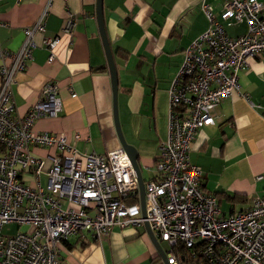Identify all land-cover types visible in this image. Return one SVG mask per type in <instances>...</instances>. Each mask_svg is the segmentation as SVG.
Wrapping results in <instances>:
<instances>
[{"label": "built area", "instance_id": "built-area-1", "mask_svg": "<svg viewBox=\"0 0 264 264\" xmlns=\"http://www.w3.org/2000/svg\"><path fill=\"white\" fill-rule=\"evenodd\" d=\"M200 7L208 25L183 49L170 81L167 136L155 162L157 175L144 182V215L123 148L83 152L64 134L33 128L37 119L61 112L56 82L43 86L26 114L14 115L11 85L32 56V36L43 30L45 11L24 29L16 52L0 48V264H60L61 244L71 236H105L114 226L137 228L145 222L159 243L168 245V264H179L173 247L181 243L197 264H264V195L248 208L224 214L216 195L202 187L200 166L188 159L198 130L214 122L212 111L239 88V72L264 53L263 4L224 0L218 15L204 0ZM74 19L66 13L63 34L72 33ZM242 21L243 34L227 33L226 25ZM58 41V36L44 38L43 45L52 49ZM35 148L47 153L36 155ZM9 223L32 230L3 234Z\"/></svg>", "mask_w": 264, "mask_h": 264}, {"label": "crops", "instance_id": "crops-1", "mask_svg": "<svg viewBox=\"0 0 264 264\" xmlns=\"http://www.w3.org/2000/svg\"><path fill=\"white\" fill-rule=\"evenodd\" d=\"M204 1L217 15L224 2ZM258 1L264 14V0ZM201 2L102 0L103 24L117 75L119 125L126 143L136 148L144 182L157 175L155 162L167 136V90L183 49L208 25ZM95 4L96 0H0V48L16 52L24 29L32 27L45 11L43 30L32 36V56L11 85L14 115L26 114L43 86L56 82L61 112L37 119L33 128L64 134L79 151L105 153L120 143ZM67 12L75 17L71 34L61 32ZM225 28L236 36L245 32L246 25L242 21ZM56 36L55 47L43 45L44 38ZM238 87L212 111L214 122L198 130L188 155L202 170V187L217 194L224 214L248 208L253 198L264 195V53L248 60L238 74ZM33 152L44 156L47 150L35 148ZM2 232L13 234L12 229ZM163 243L166 252L168 245ZM59 254L60 264H165L144 225L114 226L105 236H71L61 244Z\"/></svg>", "mask_w": 264, "mask_h": 264}, {"label": "water", "instance_id": "water-1", "mask_svg": "<svg viewBox=\"0 0 264 264\" xmlns=\"http://www.w3.org/2000/svg\"><path fill=\"white\" fill-rule=\"evenodd\" d=\"M95 12H96V20H97V24H98V28H99V34L102 40V44H103V48H104V52H105V56H106V60H107V66L109 69V74H110V78H111V88H112V96H113V120H114V127H115V131L117 133V137L120 143V147L124 149V151L126 152L131 166L133 168L134 174L136 176V179L138 181V185H139V203H140V207H141V212L142 215H144V181L140 175V171H139V166L136 160L137 157V152H136V148L128 143H126L122 132H121V128L119 125V120H118V116H117V75H116V68L114 65V61H113V57H112V53H111V49L107 40V36L105 33V29H104V24H103V16H102V0H96V4H95ZM144 226L146 228V231L152 241V243L154 244L155 248L157 249L161 259L163 260V262L165 264H168L166 261V257H165V252L163 251V249L161 248V245L159 243V241L156 239V237L154 236L153 232L150 230L148 223L145 222Z\"/></svg>", "mask_w": 264, "mask_h": 264}, {"label": "trees", "instance_id": "trees-1", "mask_svg": "<svg viewBox=\"0 0 264 264\" xmlns=\"http://www.w3.org/2000/svg\"><path fill=\"white\" fill-rule=\"evenodd\" d=\"M215 195L217 196V194ZM128 200L134 201L132 199ZM191 252L192 250L184 246L182 243L173 247V253L179 264H197V261L192 257Z\"/></svg>", "mask_w": 264, "mask_h": 264}, {"label": "rangeland", "instance_id": "rangeland-1", "mask_svg": "<svg viewBox=\"0 0 264 264\" xmlns=\"http://www.w3.org/2000/svg\"><path fill=\"white\" fill-rule=\"evenodd\" d=\"M46 183V179L44 177V175L42 176V184L45 185ZM12 229V233H16L17 231H20V232H31L32 230V226L28 225V224H21L20 226L17 225L16 223L14 224H5L3 227H2V230L3 231H7V230H11ZM163 243V242H162ZM163 246H166V243L164 242L163 243Z\"/></svg>", "mask_w": 264, "mask_h": 264}]
</instances>
